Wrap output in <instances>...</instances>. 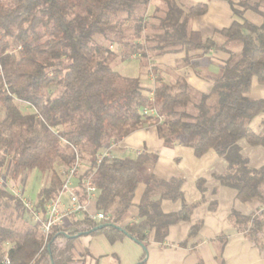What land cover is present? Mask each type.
I'll return each mask as SVG.
<instances>
[{
  "label": "trees",
  "instance_id": "1",
  "mask_svg": "<svg viewBox=\"0 0 264 264\" xmlns=\"http://www.w3.org/2000/svg\"><path fill=\"white\" fill-rule=\"evenodd\" d=\"M223 1L237 20L219 33L218 43L189 31L191 19L204 15L206 5L182 9L167 1L163 16L150 19L149 0H0V104L6 113L0 121V150L14 154L9 177L17 181L29 171L52 172L50 185L35 204L43 210L62 186L61 175L53 172L56 163L64 169L74 164L73 145L83 161L80 172L85 169L78 174L80 187L90 180L97 189L96 210L109 217L71 218L46 240L22 200L1 185L5 156L0 159V264L6 258L11 264H75L74 241L96 235L111 243L130 238L144 248L142 262L150 233L163 243L171 226L189 221L192 207L177 214L161 210L163 200L178 201L183 193L182 180L156 177L157 154L104 157L98 164L111 142L119 144L152 125L166 147L180 144L197 157L213 151L224 158L227 170L218 177L222 185L235 189L240 201H258L264 207V167L250 168L239 144L246 140L264 145V135L250 129L264 113V99L248 96L254 79L264 85V0ZM248 12L260 16L262 23L248 21ZM98 37L118 44L125 58L139 55L144 64L183 51L189 62L192 53L201 57L212 48L229 53L230 59L218 76L209 78L206 94L179 77L166 82L159 75L149 88L139 78L118 73L115 55ZM153 70L159 73L157 67ZM16 101L32 105L37 113L24 115ZM152 108L160 119L143 114ZM142 183L147 189L139 205L140 222L123 227ZM243 220L251 222L249 238L264 253V210ZM199 229L193 226L188 239ZM77 234L81 236L75 239L65 236Z\"/></svg>",
  "mask_w": 264,
  "mask_h": 264
},
{
  "label": "crops",
  "instance_id": "2",
  "mask_svg": "<svg viewBox=\"0 0 264 264\" xmlns=\"http://www.w3.org/2000/svg\"><path fill=\"white\" fill-rule=\"evenodd\" d=\"M167 1L176 2L182 9L207 6L206 13L194 17L189 24L190 33L200 35L204 41L222 42L219 33L237 20L230 5L223 0H149L147 17L163 16ZM187 57L183 51L153 57L145 64L139 55L129 59L139 60V79L145 87H154L159 75L166 82L172 81L171 77H179L185 79L194 91L206 94L211 87L209 78L221 73L230 54L212 48L201 57L192 53L189 62H186ZM154 67L159 71L157 75L149 73ZM248 96L264 99V85L254 79ZM250 129L257 136L264 135V113L251 122ZM239 144L250 168L258 170L264 167V145L253 146L246 140ZM107 150L100 155L108 153L115 158L133 159L145 152L157 154L153 170L156 177L165 182L182 180L183 199L163 200L162 212L177 214L184 207H192L190 220L171 226L163 243L154 240L155 232L150 233L146 264H264V253L249 238L251 222L243 220L258 215L264 207L258 201H240L235 189L222 185L218 177L227 170L224 158L213 151L197 157L192 148L180 144L166 147L153 125L134 132L113 146L111 151ZM75 183L80 186L78 179ZM146 189L144 183L138 186L128 217L121 224L123 227L140 222L139 205ZM89 210L98 212L96 203L90 205ZM234 214L239 217H233ZM195 225H200V229L195 237L188 239ZM262 233L264 237V227ZM73 250L75 264H138L145 253L141 245L128 237L111 243L105 235L80 237L74 241Z\"/></svg>",
  "mask_w": 264,
  "mask_h": 264
},
{
  "label": "built area",
  "instance_id": "3",
  "mask_svg": "<svg viewBox=\"0 0 264 264\" xmlns=\"http://www.w3.org/2000/svg\"><path fill=\"white\" fill-rule=\"evenodd\" d=\"M150 96L151 101H153V92ZM143 114L153 119H160L154 108L144 109ZM63 142L68 144L65 140ZM70 146L75 152L74 164L71 168L61 172L63 179L61 189L54 199L46 203L43 210L36 209L30 200L23 197L21 189L14 193V195L22 200L25 208L33 215L35 222L41 225V231L46 240L54 228L74 217L79 218L87 214L97 221L109 220V217L101 212H90L89 206L96 203L97 189L91 184L90 180L85 181L82 187L75 183L83 161L80 158L78 150L73 145ZM104 157H110V155L108 153L99 155L98 164L101 163ZM65 199H67V202ZM5 264H11L8 258L5 259Z\"/></svg>",
  "mask_w": 264,
  "mask_h": 264
},
{
  "label": "rangeland",
  "instance_id": "4",
  "mask_svg": "<svg viewBox=\"0 0 264 264\" xmlns=\"http://www.w3.org/2000/svg\"><path fill=\"white\" fill-rule=\"evenodd\" d=\"M245 18L256 25H260L262 23V18L253 12H248L245 15ZM97 41L108 47L109 50L112 52V54L115 55V61L113 63V67L118 73L130 78L141 77L139 73V68H140L139 60L129 59L130 57L125 58L126 56L123 53L122 50L123 48H121L118 44L109 43L105 41L103 38H99V37L97 38ZM17 53L19 54L18 49H17ZM149 73L156 74L154 70H151ZM15 103L24 115H33L37 113V110L30 104L22 103L18 101H16ZM5 114H6L5 110L3 106L0 104V121L5 117ZM116 145L118 144L111 142L107 149L110 150L113 146ZM0 151H1L0 159L5 158L6 156L5 165L1 171L2 173L1 185L9 189L12 193H15L16 191H19L21 189L23 192V197L30 200L32 204L35 205L40 198V193L42 189L50 185L52 181V172H48L47 174H42L37 170H33L24 173L19 180L13 181L9 177V171L12 165V158L14 154L12 151L5 153L3 149ZM58 164L56 163L53 172L61 175V172L66 169H64V167H60ZM84 170H82L79 174H81ZM79 177L80 176L78 175L77 178L80 184L81 177L80 178Z\"/></svg>",
  "mask_w": 264,
  "mask_h": 264
},
{
  "label": "water",
  "instance_id": "5",
  "mask_svg": "<svg viewBox=\"0 0 264 264\" xmlns=\"http://www.w3.org/2000/svg\"><path fill=\"white\" fill-rule=\"evenodd\" d=\"M97 229H102V227H99V228H97ZM97 229H95V230H97ZM67 238H69V239H75V238H78V237H80L81 236V234H77V235H75V236H69V235H65ZM146 260V259H145ZM145 260L144 261H142V262H140V263H138V264H143V263H145Z\"/></svg>",
  "mask_w": 264,
  "mask_h": 264
}]
</instances>
